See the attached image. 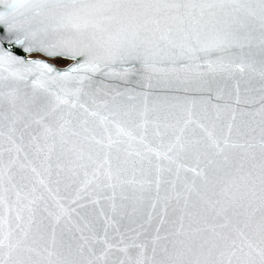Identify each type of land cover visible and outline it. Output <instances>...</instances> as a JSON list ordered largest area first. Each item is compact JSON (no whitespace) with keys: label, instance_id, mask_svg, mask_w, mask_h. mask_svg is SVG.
<instances>
[{"label":"snow or ice","instance_id":"1","mask_svg":"<svg viewBox=\"0 0 264 264\" xmlns=\"http://www.w3.org/2000/svg\"><path fill=\"white\" fill-rule=\"evenodd\" d=\"M0 264H264V0H0Z\"/></svg>","mask_w":264,"mask_h":264},{"label":"water","instance_id":"2","mask_svg":"<svg viewBox=\"0 0 264 264\" xmlns=\"http://www.w3.org/2000/svg\"><path fill=\"white\" fill-rule=\"evenodd\" d=\"M62 62H65V64L62 65V66L57 65L56 61H53L52 63H54L59 68H66L69 65V63H70L68 61H62ZM97 79H102V78L101 77H97ZM151 211H152V209H151L150 205L146 204L145 207H144L145 216L147 215L148 212H151Z\"/></svg>","mask_w":264,"mask_h":264},{"label":"rangeland","instance_id":"3","mask_svg":"<svg viewBox=\"0 0 264 264\" xmlns=\"http://www.w3.org/2000/svg\"><path fill=\"white\" fill-rule=\"evenodd\" d=\"M56 64L59 65V66H62L65 64V62H62V61H56Z\"/></svg>","mask_w":264,"mask_h":264}]
</instances>
